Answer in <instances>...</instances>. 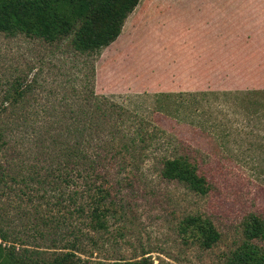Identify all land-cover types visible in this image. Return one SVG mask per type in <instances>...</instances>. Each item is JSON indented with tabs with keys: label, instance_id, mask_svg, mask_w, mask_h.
<instances>
[{
	"label": "rangeland",
	"instance_id": "1",
	"mask_svg": "<svg viewBox=\"0 0 264 264\" xmlns=\"http://www.w3.org/2000/svg\"><path fill=\"white\" fill-rule=\"evenodd\" d=\"M92 65L96 95L135 118L132 127L145 121L142 130L153 138L133 177L126 171L117 175L118 165L109 167L115 204L108 229L97 246L86 238L88 253L81 256L89 264L142 256L153 264H224L243 238L245 217L255 212L264 218V122L247 119L246 107L231 95L201 97L199 107L181 110L168 106L166 97L264 89V0H139L118 37L94 55L73 50L68 40L47 43L0 33V118L5 120L0 226L16 248H27L33 257L49 260L53 251L67 249L72 205L68 190L49 176L42 184L22 179V159L31 160L41 175L53 166L55 132L44 136L41 150L40 140L33 146L22 137V110L3 107L12 101L14 87L22 90L29 83L25 98L37 108L61 105L68 87L85 85ZM179 142L200 152L211 186L207 194L160 176L158 158ZM187 214L212 220L220 238L211 248L202 249L179 231Z\"/></svg>",
	"mask_w": 264,
	"mask_h": 264
},
{
	"label": "trees",
	"instance_id": "2",
	"mask_svg": "<svg viewBox=\"0 0 264 264\" xmlns=\"http://www.w3.org/2000/svg\"><path fill=\"white\" fill-rule=\"evenodd\" d=\"M139 0H0V33L21 34L41 39L47 43L68 40L73 50L88 55L99 54L120 34L126 17L134 10ZM94 70L91 66L84 75L85 85L68 87L62 97L63 104L51 103L41 108L25 95L30 92V83L14 87L12 101H7L3 111L22 110V137L33 146L43 141L50 132H55L51 141L57 151L51 155L53 166H47V174L41 175L29 159H22V179L44 183L48 176L55 184L65 187L72 208L69 211V235L72 237L64 248L53 251L51 258L33 257L27 248H16L0 226V264H89L88 250L83 244L89 238L91 246H97L99 235L108 229V216L113 209L112 172L110 166H119L116 174L126 171L133 177L141 163L147 142L153 138L142 130L145 121L135 118L105 96L93 90ZM89 82L90 87L86 86ZM22 95V107L18 98ZM169 95H172L169 93ZM233 100L247 109V119L264 122V89L243 91H184L166 97L168 106L179 110L187 105L199 107L201 97ZM179 98V99H177ZM49 103V102H48ZM196 107L191 112H197ZM61 114V115H59ZM0 118V151L4 144ZM134 128V129H133ZM202 131L204 126L201 125ZM215 128V127H214ZM46 135V136H45ZM45 136V137H44ZM180 145H183L180 147ZM31 152V150H30ZM199 151L179 142V147L164 151L157 160L162 178L184 185L196 194H207L211 186L199 162ZM50 159V160H51ZM49 161V160H48ZM133 170V171H132ZM34 174H33V173ZM32 173V174H31ZM4 170L0 165V184ZM125 179V177H123ZM23 181V180H22ZM58 182V183H57ZM121 179L116 180L120 184ZM127 181L126 184H129ZM109 212V213H108ZM243 238L226 256L224 264H264V218L249 213L243 223ZM86 228L93 236H88ZM179 231L202 249L211 248L220 238L212 220L206 215L187 214L179 222ZM103 232V233H102ZM90 233V234H91ZM103 236V235H102ZM11 242V244H7ZM22 246V243H19ZM91 254V253H90ZM108 264H153L148 256L138 259L116 258Z\"/></svg>",
	"mask_w": 264,
	"mask_h": 264
}]
</instances>
